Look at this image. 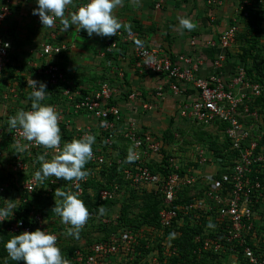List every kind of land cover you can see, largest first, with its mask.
<instances>
[{
    "label": "built area",
    "instance_id": "1",
    "mask_svg": "<svg viewBox=\"0 0 264 264\" xmlns=\"http://www.w3.org/2000/svg\"><path fill=\"white\" fill-rule=\"evenodd\" d=\"M252 1L242 0L217 45L209 43L211 48L218 46L220 52L215 53L205 75L199 72L202 63H194L187 55L172 59L161 51L140 44L133 48L137 72L163 79L167 83V91L158 87L149 102L143 100L144 94L133 91L126 94V101L138 103L143 112L158 113L166 94L171 93L179 99L177 115L180 120L202 128H214L220 139L226 140L228 149L224 151L223 158L214 156L205 145L193 146L191 157L194 160L191 162L167 157L161 153L160 144L150 131L135 123H123L122 112L114 99L119 92L109 81L98 83L91 89L75 87L56 63L46 61L34 66L32 79L45 83L46 90H58L56 100L49 103L47 96L42 103L53 106L59 113V128L69 132L73 140L88 133L95 136L96 142L86 169L89 176L79 182L78 187L73 182L63 184L54 177L39 183L34 179L40 164L37 158L50 154L54 157L58 150H46L26 141L19 130L9 128V117L0 118V207L4 201H18L16 209L21 208L18 216L13 213L12 218L9 216L0 222L1 229L11 236L45 230L56 236L58 245L61 233L52 221L44 218L43 212L35 209L36 204L32 203L34 195L40 193V197L48 198L60 189L81 197L90 180L103 182L102 175L117 167L121 179L132 188L151 189L160 196L162 208L158 212L157 228L160 239L151 243L152 239L144 238L140 231L121 229L102 241L75 250L67 259L68 264H108L116 255L131 253L142 241L145 242L144 249L149 250L152 264H155L159 254L163 259L176 254L171 239L179 234L180 228L204 224L202 232L193 237L197 245L193 254L198 258L209 256L214 261L227 259L231 264H239L241 256L247 264H264V253L258 252L255 236V232L264 226V114L255 107L256 101L264 96V77L258 83L250 82L239 63L236 62L233 69L227 68L230 59L226 56L241 28L240 19L247 17ZM75 2L76 11L87 0ZM11 3L12 0H0V83L6 80L9 66L11 44L3 34V27L10 15ZM213 3L218 2L207 1L208 5ZM259 3L264 4V0ZM54 40L51 35L49 41L41 45L37 51L40 59L45 61L58 57L68 50L65 45L54 44ZM121 42L133 43L134 34L120 29L98 52V56L112 55ZM5 43L9 47L4 48ZM190 45H194L193 40ZM28 81L23 91L18 90L17 83L9 84L2 102L7 103L11 98L15 100L19 94L30 95L32 88ZM182 86L193 90L195 97L185 99ZM24 110L30 111L31 108L26 106ZM78 116L92 122L93 126L72 125L70 117ZM220 125L224 128L218 131ZM64 143L62 138L61 149ZM20 146H24L23 150ZM116 149L121 152L123 149L125 154H117ZM129 157L131 162H126ZM195 186L202 188L199 187L197 192L193 190L188 200L181 201L182 191ZM123 192L114 184L110 188L98 189L94 199L98 204L110 202L119 199ZM87 193L91 194L92 190L88 189ZM29 203H32V208H25L24 205ZM91 219L109 226L116 224L118 216L90 213ZM18 222H21L19 226ZM209 222L215 227L208 228ZM149 236L153 235L149 233Z\"/></svg>",
    "mask_w": 264,
    "mask_h": 264
},
{
    "label": "crops",
    "instance_id": "2",
    "mask_svg": "<svg viewBox=\"0 0 264 264\" xmlns=\"http://www.w3.org/2000/svg\"><path fill=\"white\" fill-rule=\"evenodd\" d=\"M207 1L139 0V4H136L134 0H124L123 6L114 9L113 14L121 23L122 30L134 34V42H121L116 52L100 58L98 52L104 49L111 37L94 34L89 38L83 30L78 33L75 26L66 32L61 31L59 20L52 27H43L38 16L32 15L37 7L35 0H12L10 15L3 27V34L10 42L11 49L7 78L0 83V118L13 116L16 109L24 110L26 106L31 108L29 95L19 94L17 99L11 98L7 103L2 102V96L8 93L12 83H17L18 90L23 91L25 83L34 77V66L47 61L56 63L75 87L91 89L98 83L109 81L119 92L114 99L122 112L124 124L135 123L150 131L159 142L163 155L187 156L189 153L174 151L179 143L175 144L172 137L176 138L179 133L185 135L183 122L177 115L179 99L167 93L160 111L148 113L143 112L138 103H128L126 94L139 91L144 94L143 100L149 102L158 87L167 91V83L163 79L146 73L139 74L134 68L133 48L137 44L161 51L172 59L187 55L194 63H202L199 71L201 75L208 72L215 53L220 52L218 46L211 48L209 43L217 45L242 0H215L218 3L211 5ZM157 5L160 7L156 8ZM75 7L76 2L73 0V4L65 9V15L75 11ZM178 18H190L195 30L181 36L176 30ZM51 35L55 37L54 44L65 45L68 50L44 61L37 51L49 41ZM192 40L193 46L190 45ZM232 47V53H235L236 49ZM230 67L229 63L227 68ZM182 89L185 99L195 97L189 87L182 86ZM47 92L50 93L49 103L56 100L58 90ZM70 120L74 126H93L92 122L81 116L70 117Z\"/></svg>",
    "mask_w": 264,
    "mask_h": 264
},
{
    "label": "clouds",
    "instance_id": "3",
    "mask_svg": "<svg viewBox=\"0 0 264 264\" xmlns=\"http://www.w3.org/2000/svg\"><path fill=\"white\" fill-rule=\"evenodd\" d=\"M139 4V0H134ZM124 0H87L76 11L65 15V9L73 4V0H35L37 7L32 15L38 16L43 27H52L59 20L61 31H68L75 26L79 33L85 31L91 38L94 34L98 37H113L121 29L122 25L113 14L114 9L123 6ZM178 33L183 36L186 32L195 30L194 23L190 18H178L176 27ZM9 47L8 44L3 45ZM149 63L151 58H149ZM29 86L32 91L29 95L31 110H18L8 119L10 129H17L28 142H34L44 149L58 150V154L51 160H46L40 155L37 160L40 167L34 173L35 181L43 183L49 177L55 180L73 182L79 186V182L85 181L89 171L85 165L92 159V146L96 138L92 134L85 133L80 139L65 142L62 149L61 134L58 126L59 113L51 105L42 102L50 94L47 85L43 82L29 78ZM23 150L24 146H20ZM126 162H131L129 157ZM55 206L52 212L59 217L61 224L68 225L65 235L79 239L83 227L86 225L90 213L84 202L74 193L57 189L54 193ZM18 201H4L0 207V222L14 213ZM98 212L103 215L105 208L99 206ZM21 222H18V226ZM208 228H214L211 222ZM174 235V234H173ZM7 259L23 264H68V260L62 256L57 246V238L47 231L35 230L31 233L22 232L12 235L4 244Z\"/></svg>",
    "mask_w": 264,
    "mask_h": 264
},
{
    "label": "trees",
    "instance_id": "4",
    "mask_svg": "<svg viewBox=\"0 0 264 264\" xmlns=\"http://www.w3.org/2000/svg\"><path fill=\"white\" fill-rule=\"evenodd\" d=\"M259 1L263 0H254L252 1L251 7L247 10L248 15L247 17H241L240 21L241 23L244 21L246 23L245 28L242 29V31L238 32L236 35V39L238 46L237 51L235 53H232L231 51L226 52L228 62H237L242 66L247 74V78L250 82L258 83L260 82V78L264 77V58L260 55V51L262 48V38L264 36V4L259 3ZM243 26V24H242ZM242 28V27H241ZM255 107L259 109L260 114H264V96H261L255 103ZM224 126H218L217 130H222ZM203 130L206 128H202ZM61 134L63 140L71 142L73 139H71V134L64 130V128H61ZM217 136V135H216ZM204 145V144H202ZM212 152L213 155L218 158H223L225 156L224 151L227 148V142L226 140H223L222 144L213 143L211 146L208 147ZM122 154H125V151L122 152ZM193 164H190L189 166H192ZM88 163L85 165V169L87 168ZM39 169V168H38ZM37 169V170H38ZM119 170L117 167L112 170L111 173L103 174L101 180L103 182H99L100 180H90L86 186L85 191L83 192V195L81 197H78L81 199L85 206L88 208L89 213H93L94 215H99L98 208L99 206H103L105 208L104 215L106 217H110V215H106L108 213V210L114 206L120 199H116L114 201L110 202H104L101 204H98L95 201V194L98 191V189L102 187L110 188L114 184H117L119 188L122 191L128 192L131 190H136L135 188H132L128 183H125L121 176L118 174ZM184 171H182V174ZM63 184L67 183L68 181L59 180ZM193 187V188H185L182 191V194H180L179 198L181 201L188 200L192 195L190 193L194 190L196 191L201 186ZM92 190V193H87V190ZM141 190V189H140ZM138 192V190H136ZM194 194V193H193ZM157 195V194H156ZM54 194L52 193L48 198H42L40 197V193L37 195H34L32 199V203L36 204L35 209L38 211L43 212V216L45 219L52 221L51 223L57 225L56 230H62L63 224H61L59 217H57L53 212L52 209L55 206V198ZM32 203L25 204L24 207L27 209L32 208ZM125 207V206H124ZM162 208V200L159 195L153 196L150 194L147 197L143 198V204L141 206V215L136 214L137 217L140 218L137 219V222L134 220L128 222L127 218L124 217L126 214V210L123 209L120 211V216L118 217L116 224L113 225H102L100 223L99 226L104 228L106 230V234L103 238L99 239L98 241L104 240L106 237H108L111 233H116L119 228L123 226L122 229L125 228H131L133 230H136L138 227L142 226H149V227H157L158 225V212ZM20 207L14 210V214L18 216V213L20 211ZM94 219H91L92 221ZM124 222V223H123ZM128 226H126V225ZM204 224V223H203ZM203 226H195L193 228H180L179 234L176 237H173L171 239V243L176 248V254L173 256L168 257V264H210V260L214 261L213 259H210L209 256L206 257H200L198 258L195 254H193V251L197 248V245L193 241V237L200 234L202 232ZM137 227V228H136ZM197 227V228H196ZM60 232V231H59ZM12 236L9 235L5 230L1 229L0 227V264H23V262H14L10 259H7V253L4 248L5 242L10 239ZM96 241V242H98ZM58 246V245H57ZM145 242H140V246L133 250L135 254L141 257L144 255H148L149 250H145ZM72 249H68L69 255L63 254L61 251L62 256H64L66 259H68L74 252ZM66 255V256H65ZM159 257L162 258L161 254H159ZM239 264H247V261L242 259L241 256L238 258ZM160 260V264H161Z\"/></svg>",
    "mask_w": 264,
    "mask_h": 264
},
{
    "label": "rangeland",
    "instance_id": "5",
    "mask_svg": "<svg viewBox=\"0 0 264 264\" xmlns=\"http://www.w3.org/2000/svg\"><path fill=\"white\" fill-rule=\"evenodd\" d=\"M240 24L242 28H240L239 31L241 32L242 29L245 28L244 26H246V23L243 21L242 23L240 22ZM237 39H235L233 47H232L233 49L235 47L236 51H237V45H238ZM262 43L264 44V36L262 38ZM260 55L264 58V45H262ZM229 63L231 64V67H230L231 69H233V67L236 65V62H229ZM182 122H183L182 125H184L185 135L179 133L181 135L178 134L176 138L172 136L174 141H176L175 144L179 143L176 145V147H174V151L179 152L180 150V153L186 152L189 154L187 156L186 154H183L181 156H176V157H182L183 158L182 160L187 159L188 162H191L194 160L192 159L193 154H194L193 146L204 144L205 146L209 147L213 143H217V144L223 143V139H220V135L216 134L214 128H206L203 130L202 127H198V126L192 125L184 121ZM116 150H117V154L124 155L122 154L123 149H122V152L119 149H116ZM176 154H179V153H176ZM45 158L46 160H51L53 156L50 154V156H47ZM38 166L40 167V164ZM209 171L213 172V170H209ZM199 190L200 188H198L195 192ZM150 194H152L154 197L157 196L153 191H151V189H147V188L138 190V192H136V190H131V189L128 192L124 191L121 197L119 198L120 201L117 200L116 204L108 210V213L106 215H110L111 217L112 216L119 217L120 211L125 209L126 214L124 217L127 218L128 222H130L131 220L132 221L134 220L135 222H137V219L140 220L139 218L140 216L137 217L136 214H139L140 212L139 215H141V206L143 204V198L149 196ZM56 227L58 226L55 225V228ZM68 227H69L68 225L63 224L62 230H59L61 233V236H60L58 247L60 251H64L62 252L63 254L68 253V249L70 248L72 249V251L82 250L84 247H88L90 244H93L99 239L103 238L106 234V230L102 228L101 226H99L98 221L96 219L92 221L88 219L86 225L83 227V229L80 232L79 239H74L70 236L65 235ZM122 228L123 226L119 228L118 230H121ZM128 229L133 230L131 228H128ZM135 231L142 232L144 235L143 237L147 238L148 240L152 239L151 243L153 242V240L160 239L158 236H161L157 227L142 226V227H138ZM149 233L155 236L156 239H154L155 237L153 236H149ZM255 236H256V245L258 246V249H257L258 252L264 253V226L260 228L258 232H255ZM66 255H69V254H66ZM151 260H152L151 257H149L148 255L147 256L143 255L141 257L140 255L138 256L132 251L131 253L127 255H116L112 260L109 261L108 264H152ZM160 260L162 261L161 264H168V259H163V258H160L159 256L155 264H160ZM209 262L210 264H231V260H227V259H223L220 261L210 260Z\"/></svg>",
    "mask_w": 264,
    "mask_h": 264
}]
</instances>
